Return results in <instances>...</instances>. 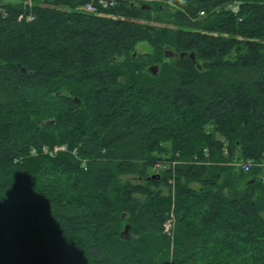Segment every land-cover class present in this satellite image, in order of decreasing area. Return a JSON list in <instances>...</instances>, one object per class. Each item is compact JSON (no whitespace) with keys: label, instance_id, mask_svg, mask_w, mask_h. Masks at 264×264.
Segmentation results:
<instances>
[{"label":"trees","instance_id":"16d2710c","mask_svg":"<svg viewBox=\"0 0 264 264\" xmlns=\"http://www.w3.org/2000/svg\"><path fill=\"white\" fill-rule=\"evenodd\" d=\"M263 156L264 0H0V264H264Z\"/></svg>","mask_w":264,"mask_h":264},{"label":"water","instance_id":"95a60500","mask_svg":"<svg viewBox=\"0 0 264 264\" xmlns=\"http://www.w3.org/2000/svg\"><path fill=\"white\" fill-rule=\"evenodd\" d=\"M174 55L175 53L173 51H166V57H173ZM182 56H184L183 53ZM192 57L194 58V55H192ZM158 71V65L150 67V72L154 75H156ZM127 233L128 226L125 227L122 235L125 236ZM18 264H65L64 252L63 249L56 244H38L21 251L18 255Z\"/></svg>","mask_w":264,"mask_h":264},{"label":"built area","instance_id":"2783aa9c","mask_svg":"<svg viewBox=\"0 0 264 264\" xmlns=\"http://www.w3.org/2000/svg\"><path fill=\"white\" fill-rule=\"evenodd\" d=\"M86 10L90 11V12H94L96 10L95 6L92 4H89L86 8ZM239 165L241 166V168L245 169L246 171H249L253 166L256 165V163H254L251 160H246V161H240ZM261 168H262V172L260 174L261 178L264 179V159L262 161V163L260 164ZM171 227V224L168 223L167 224V229H169ZM170 230V229H169Z\"/></svg>","mask_w":264,"mask_h":264},{"label":"rangeland","instance_id":"374dc122","mask_svg":"<svg viewBox=\"0 0 264 264\" xmlns=\"http://www.w3.org/2000/svg\"><path fill=\"white\" fill-rule=\"evenodd\" d=\"M40 2V0H38ZM43 1V0H41ZM152 23H155V22H152ZM152 50V47L147 44V43H140L138 46H137V49L136 51L139 52V53H144V52H148V51H151ZM231 166L235 167V169L239 170V163H236V159L231 161L229 163ZM163 170V169H162ZM159 171H161L160 169H155L153 174L151 177H153L154 175L156 176L157 173H159ZM128 177H131V176H126L125 178H128ZM134 177V176H133ZM132 177V179L134 180V178Z\"/></svg>","mask_w":264,"mask_h":264},{"label":"bare ground","instance_id":"6f19581e","mask_svg":"<svg viewBox=\"0 0 264 264\" xmlns=\"http://www.w3.org/2000/svg\"><path fill=\"white\" fill-rule=\"evenodd\" d=\"M84 11H85V9H84ZM97 11V10H96ZM86 12H88V11H86ZM99 12V11H98ZM95 13V12H94ZM263 159H264V156H263V158H262V161H263ZM262 162H260V163H258V166H260V164H261Z\"/></svg>","mask_w":264,"mask_h":264}]
</instances>
